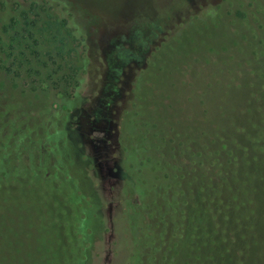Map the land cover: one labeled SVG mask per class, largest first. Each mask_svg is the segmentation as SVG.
I'll return each instance as SVG.
<instances>
[{
    "label": "trees",
    "instance_id": "obj_1",
    "mask_svg": "<svg viewBox=\"0 0 264 264\" xmlns=\"http://www.w3.org/2000/svg\"><path fill=\"white\" fill-rule=\"evenodd\" d=\"M0 2V7L11 11L7 21L0 19V70L17 84L26 76L29 94L48 92L55 96L56 91L65 98H78L85 84L80 65L87 59V29L73 14L71 5L64 0ZM223 2L218 5L225 11L213 15V20H223L226 13L235 30L250 29L251 61L257 66L251 84L263 93L264 0ZM52 53L63 60L57 69L71 73L55 82L57 69ZM44 76L52 81L46 87ZM0 92V264L1 260L20 261L8 250H17L23 244L27 245L29 259L19 256L22 264H92L96 239L104 230L102 203L86 174L93 158L84 159L76 148L79 139L73 140L74 133H70V142L58 144L61 158L56 166L57 176L70 178L73 193L66 196L36 191L43 178L38 176L40 157L34 150L39 147H34V139L23 133V112L15 109L8 89L2 87ZM244 96L238 95L241 100L237 107L248 99ZM126 117L127 109L122 119ZM228 119L233 123L239 120L232 116ZM120 122L115 152L119 194L108 264H138L145 254L156 255L159 264H189L180 258L184 253H197L206 264H264V131L257 130L252 136L227 127L228 135L236 137L234 142L216 139L208 161L203 150L197 154L192 149L202 142L201 136L193 141L186 134L176 149L164 151L145 141L140 131L143 124L138 120L132 124L138 127L135 133L139 142L129 145L127 139L132 141L135 135L127 136L124 122ZM232 130L239 132L238 137ZM41 147L47 150L45 144ZM52 148L41 153L49 173ZM130 155H135L137 163L128 161ZM143 167H148L147 175ZM191 184L197 189H191ZM63 224L75 234L71 235L70 251L62 243V229H58ZM192 249L194 254H190Z\"/></svg>",
    "mask_w": 264,
    "mask_h": 264
},
{
    "label": "rangeland",
    "instance_id": "obj_2",
    "mask_svg": "<svg viewBox=\"0 0 264 264\" xmlns=\"http://www.w3.org/2000/svg\"><path fill=\"white\" fill-rule=\"evenodd\" d=\"M64 1L71 5V11L87 29V59L82 65L76 63L83 68L85 78L78 98L72 95L65 98L56 91L55 96L48 92L29 94L26 76L17 84L1 70L0 90L8 89L15 109L23 112V133L34 139V147H39L34 150L40 157L38 176L43 178L40 186L36 185V191L66 196L73 193L70 178L57 176L56 166L61 158L58 144L63 142L64 146L70 142V133H74L73 140L79 139L76 148L84 159L93 158L86 167V174L102 203L104 230L96 239L92 264H108L115 239L112 218L119 194L115 152L119 145L120 121L124 122L127 136L135 135L134 140L127 139L129 145L139 142L135 133L138 127L132 124L138 120L143 124L140 131L145 141L164 151L176 149L186 134L192 136L193 141L201 136L202 142L192 148L193 152L198 154L203 150L210 161L216 139L219 141L221 137L225 142H234L232 139L236 137L228 135L227 127L244 130L252 136L257 130L264 131V92L260 93V87L254 88L251 84L257 66L251 61L250 29L235 30L231 16L226 13L223 20L217 17L213 20V15L226 9L218 5L222 0ZM226 2L230 0H224L223 4ZM10 15L9 7H0V19L7 21ZM51 55L55 57L56 69L59 64L63 65L60 57ZM65 73L69 70L57 69L54 82ZM43 81L46 82L44 87L52 83L47 76ZM238 95L248 96L239 107ZM126 109L128 119H122ZM136 111L138 116H135ZM229 116L238 117V122L233 123ZM49 137L54 140L50 141ZM43 144L47 150H43ZM51 147L53 167L49 173L44 168L41 153ZM128 161L137 163L135 155H130ZM144 168L147 175L148 167ZM190 188L197 189L194 184ZM40 223L38 228L42 230ZM58 229H62V243L70 251L73 248L70 247L73 246L71 235L75 234L70 233L68 224ZM87 246L84 245V249ZM26 247L23 244L16 251L8 250L9 255L20 261L1 260V264H22L20 257L29 259ZM190 254H194L193 249ZM184 255L180 258L189 264L207 263L198 259L197 253ZM156 257L145 254L138 264H159Z\"/></svg>",
    "mask_w": 264,
    "mask_h": 264
}]
</instances>
